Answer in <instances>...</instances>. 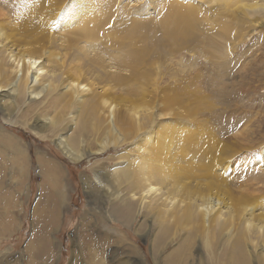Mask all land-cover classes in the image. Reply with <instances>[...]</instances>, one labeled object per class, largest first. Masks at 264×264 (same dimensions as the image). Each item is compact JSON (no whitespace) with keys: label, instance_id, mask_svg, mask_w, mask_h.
Wrapping results in <instances>:
<instances>
[{"label":"rangeland","instance_id":"rangeland-1","mask_svg":"<svg viewBox=\"0 0 264 264\" xmlns=\"http://www.w3.org/2000/svg\"><path fill=\"white\" fill-rule=\"evenodd\" d=\"M97 1L0 0L5 23L13 25H3L9 36L4 45L10 48L18 38L37 48L33 54L44 65L45 58L55 57L54 64L61 59L67 66L50 63L61 81L39 98H30L24 87L15 97L1 93L0 264H264V13L236 8V0L205 1L207 8L202 0H174L197 12L194 25L183 24L185 40L168 35L173 27L163 25L159 7L165 0ZM89 6L100 11L88 19H104L101 33L92 37L81 32L76 17ZM76 65L86 72L78 80L86 85L79 90L84 103L74 102L65 88L67 68ZM9 66L0 56V86L9 82L3 70ZM133 103L148 109L140 134L135 121L120 119ZM193 107L199 110L191 115ZM159 122L167 127L149 135ZM192 125L216 136L220 157L213 149L210 158L215 157L217 178L188 163L195 160L193 145L180 142L188 132L193 135V129L187 131ZM60 136L84 152V159L67 158L56 143ZM144 136L146 151L137 157L131 146ZM160 137L162 146L154 153ZM209 140L210 135L204 138ZM149 166L151 172H142ZM131 171L152 191H163L165 204L157 193L143 197L144 187L131 185ZM208 196L229 201L224 220L203 225L197 216L182 223L172 218L191 200L206 204ZM50 215L55 222L46 218L50 226L43 232L38 219Z\"/></svg>","mask_w":264,"mask_h":264},{"label":"bare ground","instance_id":"bare-ground-1","mask_svg":"<svg viewBox=\"0 0 264 264\" xmlns=\"http://www.w3.org/2000/svg\"><path fill=\"white\" fill-rule=\"evenodd\" d=\"M80 1V0H79ZM85 1V0H84ZM87 1V0H86ZM178 1V0H177ZM177 1H174V0H165L162 2V6H159L161 7L160 8V11L161 13H163V15H161V19L163 18V25L166 26V27H173V31H172V28L168 30V35L170 34H176V36H182L185 40H187L188 38L186 37L185 35V31H184V28H183V24L185 23H188L189 24H195L196 22V19L194 17V14H196L197 12L194 10V8L189 4H182L181 2H177ZM189 1V0H188ZM202 1H208L209 3H213L215 2V5H220L221 2L227 4V5H230L231 4V0H202ZM237 2L235 3V7L236 8H242V9H245V10H252L253 12H257V13H264V0H236ZM261 1L263 2V4L261 3ZM30 2V1H29ZM78 2V1H77ZM99 2V0L97 1ZM122 2V1H121ZM202 2V6H206V4L208 3H204ZM92 3V1H91ZM100 3V2H99ZM184 3V2H183ZM204 3V4H203ZM27 4V3H26ZM78 4V3H77ZM85 4V3H84ZM97 3H95L94 1V5L95 7L97 6L96 5ZM160 4V3H158ZM90 5V4H89ZM30 6V5H29ZM198 6V5H197ZM200 6V8L202 7ZM78 7V6H77ZM83 7V6H82ZM95 7L94 6H89L90 10H85L83 11L82 13H79L77 12L76 14V17L79 18V21H78V27L79 29H82L83 30L81 32H84V34L86 33L87 35H91L92 36H96V35H92V34H100L101 32V27L100 25L103 24V21L104 19H101L100 17L96 18V19H88V17H94L96 16V13L95 12L96 10L98 11L99 9H96L95 10ZM195 7V6H194ZM32 10H33V7H31ZM80 8V7H79ZM111 8V7H110ZM113 8V7H112ZM207 8V6H206ZM206 8H202V12L205 11V13L207 12V9ZM212 8V7H211ZM219 8V7H218ZM101 9V8H100ZM156 9V8H155ZM159 9V8H158ZM198 9V7L196 8V10ZM71 10H74V9H71ZM81 10V9H80ZM108 10V8H107ZM219 10V9H218ZM23 11V10H22ZM70 11V10H69ZM100 11V10H99ZM144 11V10H143ZM132 12V11H131ZM130 12V13H131ZM26 15H27V19L31 18L32 19V13L30 10H26L24 12ZM72 15V14H71ZM5 16V13H3L1 10H0V38H3L1 41H0V56L7 59L9 62H11V66H9V68H4L3 70L8 72L10 74V78H9V82L6 86H0V96H2V92L3 91H7L9 94H13L12 96L15 97L16 94L17 95H20V90H21V87H24V89L30 94V98H33V99H36V98H39L41 93L46 91V88L50 86V84L52 83L54 85L55 82H60L61 80L59 79H56V74L53 72L54 70L49 67L50 66V63L53 64V65H58L60 69H65L66 70V65L63 64L62 61H60L61 59H57L56 61V64H54L53 60L55 57L53 58H45L46 62H48L47 65H44V61L40 58H38L35 54H33V51H38L37 48L34 46V45H30L29 44H23L24 42H20V39L16 38L15 41L13 42L14 44L12 46H10V48L7 46V45H4L3 41L5 39H8L9 36L6 34V32L3 30V25L6 27V28H10L13 26H7V21H5L3 18ZM35 16V14H34ZM101 16V15H100ZM103 16V15H102ZM101 16V17H102ZM53 17V16H52ZM70 17V16H69ZM72 17V16H71ZM74 17V16H73ZM75 18V17H74ZM104 18V17H102ZM134 18V17H133ZM212 18V17H211ZM76 19V18H75ZM1 20H4L1 22ZM74 20V19H73ZM77 20V19H76ZM93 21V22H92ZM5 24H4V23ZM68 22V21H67ZM77 22V21H75ZM108 22V21H107ZM134 22H137V20H132V24H134ZM139 22V21H138ZM177 22H183L181 25L178 26L177 29H174L176 27V23ZM71 22H69L68 24H70ZM90 24H93L94 25V30L91 29L90 27ZM106 25V23H104ZM197 24V23H196ZM77 25H76V28H77ZM92 25V26H93ZM108 25V24H107ZM116 25V24H115ZM187 25V26H188ZM81 26V27H80ZM187 26H185V29L187 28ZM70 27V26H69ZM108 27V26H107ZM116 27V26H115ZM13 28V27H12ZM15 28V27H14ZM20 32V27L17 28ZM21 29L23 31H26L27 28L26 26H22ZM78 29V28H77ZM107 29V28H106ZM109 29V28H108ZM132 29V28H131ZM141 29V28H139ZM75 31V30H74ZM139 31V30H138ZM89 32V33H87ZM166 32V31H165ZM80 33V32H79ZM130 32H128L129 34ZM167 34V33H166ZM86 35V36H87ZM133 36V35H132ZM83 37V36H82ZM90 37V36H89ZM105 37V36H104ZM108 37V36H107ZM131 37V36H130ZM169 38V36H167ZM111 38V37H109ZM108 38V39H109ZM128 38V37H127ZM116 39V38H115ZM130 39V38H129ZM128 39V40H129ZM161 39V38H160ZM180 39V38H179ZM103 40V39H102ZM110 40V39H109ZM108 40V41H109ZM111 40L113 41L114 38L112 37ZM189 40V39H188ZM111 42V41H110ZM18 44H20V47L18 46ZM96 44V43H95ZM132 45V44H131ZM46 46V45H45ZM42 47L44 48V44L42 45ZM48 48V47H47ZM88 48V47H87ZM114 51V50H113ZM88 52V51H87ZM43 55V54H42ZM45 56V55H43ZM143 62V61H142ZM68 65V64H67ZM51 68V69H50ZM67 74L69 79H67L68 84L65 86V88H69V91L72 92L73 94V101L74 102H81V103H84V99H81L79 97V90H83V89H86V85L81 81H78L80 80V77H83L84 75H86V72L80 68L78 65L70 68L68 67L67 68ZM73 78V80L71 79ZM138 78V77H137ZM61 83H64V81H62ZM64 88V86H63ZM48 89V88H47ZM144 89V88H143ZM200 94V93H199ZM77 95V96H75ZM196 96V99L198 98V93L197 92H194L193 96ZM75 96V97H74ZM204 97V96H202ZM201 99V98H199ZM206 99V97H205ZM3 97L0 98V108H2V103H3ZM100 100V98H98V101ZM14 101V100H13ZM204 101V100H203ZM206 101V100H205ZM198 102V101H197ZM208 102V101H207ZM210 102V101H209ZM174 103V101L172 99H170L168 101V104L169 105H172ZM199 103V102H198ZM201 103V102H200ZM213 102L210 103V105L212 104ZM134 104V105H133ZM130 108H129V113H126V114H122L120 115V119L121 121L125 124L127 122H130V121H135L137 123V127H135V129H138L137 133H139L140 131H143V130H146V128H142L143 125V122L141 121V118L144 117V113L147 108V105H143V104H136V103H133ZM203 104V103H202ZM105 105L107 106L108 103H105ZM203 106H207V105H204ZM115 107L113 105V103H111L109 105V110L113 109ZM197 107V106H196ZM200 107V104L199 106ZM210 107V106H209ZM208 107V108H209ZM117 108V107H116ZM3 109V108H2ZM5 110V109H4ZM190 114H194L193 112H198L199 108H197V110L195 111V107H193V109H188ZM164 111V108H162V111L160 113H162ZM165 114H167L165 111H164ZM3 115V114H2ZM152 115H153V111H152ZM152 115H151V119H152ZM7 117V116H6ZM12 122V120H10ZM152 121V120H151ZM162 121V120H161ZM116 124V122H115ZM166 124V127H167V123H160L157 125H153V127H155L154 129L151 130V132L149 133V135H155L156 132L159 133V127L162 126V125H165ZM115 126V125H114ZM146 126H151L150 122L148 125ZM157 126V127H156ZM165 127V128H166ZM117 128V126L115 127ZM111 129V128H110ZM193 129V135L195 136V138L197 139V142H198V146H195L196 144V141L194 139V136L188 132L186 134V136L181 140L180 144L183 145V146H188V145H193L191 148H193V154L195 155V160L194 161H188V163L195 169L197 170H201L203 169L204 167L207 168V170L204 172L205 175L207 176H213L214 178H217L219 176V173H218V176H216L217 174L214 172V169H213V165H214V161H215V157H217V153H218V148H220L218 146V142L216 143V136L215 134L212 132V133H208L207 131H205L204 129H202L203 131V134H201V130L196 127L195 125H192V128H189L187 131H192ZM199 130V132H198ZM136 133V134H137ZM110 134V133H109ZM140 134V133H139ZM199 134H201L200 136H202L203 138H200L199 137ZM198 135V136H197ZM208 135H210V140L205 142L204 141V138H208ZM135 136V135H134ZM133 136V137H134ZM132 137V138H133ZM131 138V139H132ZM130 139V140H131ZM158 143L155 144V146L153 147V152L154 153H157L159 148L162 146V137L158 138ZM129 140V141H130ZM110 144H113V140H110ZM123 142V141H122ZM126 142V140H125ZM147 142V136H144L143 138H141L139 140V142L135 145H132L131 148H134L135 151H136V154H137V157L139 156H143L145 154V151H146V147L144 146V144ZM57 145L63 149L65 155L67 156V158H69L71 161L73 162H79L81 161L82 159H84V155L85 153L84 152H81V151H78L76 149H74L69 143L68 141V138H62L61 136L57 139L56 141ZM123 144V143H122ZM217 146V148L215 147ZM227 148L224 149V152L221 156V158H225L226 157V151H227ZM213 149H217L216 150V155L214 157V159H211L213 158ZM151 148H148V151H150ZM130 152V151H129ZM191 151H187L184 155L187 156ZM197 154V155H196ZM200 154V155H199ZM221 154V153H220ZM212 155V156H211ZM197 156V157H196ZM211 157V158H210ZM220 156H218L219 158ZM220 158V159H221ZM222 160V159H221ZM216 161H218L216 159ZM262 161V160H261ZM51 162V161H50ZM213 162V164H212ZM219 162V161H218ZM217 162V164H219ZM221 162V161H220ZM47 163V162H46ZM225 163V162H224ZM260 163V162H259ZM49 164H47L48 166ZM55 164H53V167H54ZM224 166V165H223ZM222 166V167H223ZM228 166V164H227ZM56 167V166H55ZM49 168V167H48ZM47 168V169H48ZM58 168V167H57ZM224 169L226 168V165L223 167ZM52 170V169H51ZM59 172H61V169L58 168ZM58 170H52L53 171V174H57ZM130 170V169H129ZM226 170V169H225ZM145 171H148V172H151V167L149 166L148 169H144L142 170V172H145ZM224 171V170H223ZM126 172V171H125ZM132 173V179H131V185H135L136 188H139V186H143L144 189L142 191V195L143 197H147L149 196V192H153V193H157V191H152V189L154 188L153 186L150 185V183L148 182H145L144 180L140 179L138 177V173L135 172V171H131ZM222 173V171H221ZM224 173V172H223ZM51 174V173H50ZM158 175H160L158 173ZM222 176V174H220ZM58 176V175H57ZM61 176V175H60ZM59 176V177H60ZM123 176H130V173L129 175H126L124 174ZM151 176V175H150ZM47 177H50L47 175ZM65 177V176H64ZM64 177L61 178L64 180ZM144 177V176H143ZM224 177V176H223ZM152 178V177H151ZM221 178V177H220ZM130 179V178H129ZM223 179V178H222ZM229 179V178H228ZM60 180V179H59ZM57 181V180H56ZM223 181V180H221ZM226 181V179H225ZM49 183V182H48ZM218 183V182H216ZM226 183V182H225ZM224 184V183H223ZM208 187L212 188L213 186L212 185H208ZM224 188V186H223ZM155 189V188H154ZM153 189V190H154ZM60 191V190H59ZM54 192V191H52ZM63 190H61L60 192V197L62 199V197H64V194H63ZM57 193V192H56ZM55 193V194H56ZM57 193V195H58ZM163 191H160L159 193H157V199L159 201V203L161 204H165L163 202H166V197L165 199L163 198L164 194ZM135 194V193H134ZM52 196H55V195H52ZM134 198H136V195H133ZM204 201H206V204H204L202 202V200H199L198 199V203L196 201H193L191 200L190 202L187 203V206L184 208V210L182 211V214L181 212H179L177 215H175L174 213V210L173 208L174 207H169L168 210L172 213H174L172 215V218L175 220V222L177 223H182L183 221H188V220H191V216H197L195 218H197L198 220L202 221V224L203 225H207V222L209 223H214V222H218V221H222L225 219V214H226V207L228 206L229 204V201L226 202L227 199H221V201L217 200L216 197L214 196H208L206 198L203 199ZM55 201V200H54ZM54 201H50L48 202L49 205L52 204L53 207L55 208V204H54ZM11 202V200H10ZM15 202V201H14ZM62 202L64 203L63 199H62ZM211 203V208H206V207H209V206H206L207 204H210ZM7 204V203H6ZM16 204V203H15ZM220 204V205H219ZM14 205V204H13ZM182 205V204H181ZM219 205V206H218ZM216 206H218L216 208ZM1 207V206H0ZM4 207V206H3ZM49 208V206H48ZM47 208V209H48ZM193 208H198V210L201 211V213L199 215H196L197 213L194 212V209ZM10 209V208H9ZM44 212L45 210L41 213L44 215ZM48 214V212H47ZM51 214V212H50ZM54 215V214H52ZM48 216V215H47ZM54 217V216H53ZM53 217H43L42 219H38V220H43V222L41 224H43L42 226V231L44 232H47L48 231V226H50V224H48L45 219L47 218L48 222L49 223H52V221L54 220ZM56 217V215H55ZM59 218V217H58ZM57 219V218H56ZM59 220V219H58ZM55 222V220H54ZM55 225V224H54ZM45 226V228H43ZM52 227V226H51ZM42 232V233H43ZM38 233V232H37Z\"/></svg>","mask_w":264,"mask_h":264}]
</instances>
